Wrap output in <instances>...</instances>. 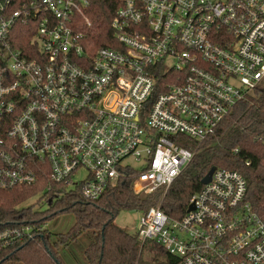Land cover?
<instances>
[{"label": "built area", "instance_id": "obj_1", "mask_svg": "<svg viewBox=\"0 0 264 264\" xmlns=\"http://www.w3.org/2000/svg\"><path fill=\"white\" fill-rule=\"evenodd\" d=\"M88 7L0 0V189L45 173L94 201L127 168L135 193L164 195L192 160L186 141L264 82V0H122L111 22L120 48L87 41ZM19 23L33 29L26 51ZM246 193L240 172L216 168L181 218L142 211L138 240L174 264H264V215ZM33 230L0 231V247Z\"/></svg>", "mask_w": 264, "mask_h": 264}, {"label": "trees", "instance_id": "obj_2", "mask_svg": "<svg viewBox=\"0 0 264 264\" xmlns=\"http://www.w3.org/2000/svg\"><path fill=\"white\" fill-rule=\"evenodd\" d=\"M121 4L122 0H89L86 16L90 26L84 23L81 29L94 48H120L111 22ZM29 29L24 23L15 26L22 41L15 46L25 51L33 34ZM186 145L193 151L192 160L163 196V188L135 193L131 186L134 170L127 168L94 201L83 199L78 190L50 183L45 173L34 184L0 189V231L23 224H32L34 229L32 239L0 247V264H64L62 254L79 241H86L82 251L86 264H174L175 258L161 245L139 241L136 232L117 226L115 218L124 210L142 212L156 205L168 217L181 218L212 166L240 172L247 183L246 200L264 215V82L236 103L212 133L201 141L187 140ZM35 197V204H45L44 209L33 210V204H25ZM63 214L74 217L65 232L41 228Z\"/></svg>", "mask_w": 264, "mask_h": 264}, {"label": "rangeland", "instance_id": "obj_3", "mask_svg": "<svg viewBox=\"0 0 264 264\" xmlns=\"http://www.w3.org/2000/svg\"><path fill=\"white\" fill-rule=\"evenodd\" d=\"M158 190V189H157ZM157 190H154L157 191ZM160 190V189H159ZM141 193V192H140ZM144 193V192H143ZM153 193V192H152ZM164 190H162L163 196ZM35 198L28 200L25 204H33V210H40L46 207L45 204L39 203L35 204ZM158 206V205H156ZM141 217V212L136 210H124L121 211L115 218L114 223L124 229L127 232L135 233L137 232L139 220ZM74 223V217L71 214H63L47 222L48 228L53 233L65 232ZM86 241H79V243L69 246L70 250H65L62 254V259L64 264H86L83 258L82 251L85 247Z\"/></svg>", "mask_w": 264, "mask_h": 264}, {"label": "water", "instance_id": "obj_4", "mask_svg": "<svg viewBox=\"0 0 264 264\" xmlns=\"http://www.w3.org/2000/svg\"><path fill=\"white\" fill-rule=\"evenodd\" d=\"M216 169L215 166H212L208 171L207 173L203 176V178L201 179V184H206L208 183L210 180H211V176H212V173L214 172V170ZM193 209V204H190L188 206V211Z\"/></svg>", "mask_w": 264, "mask_h": 264}]
</instances>
